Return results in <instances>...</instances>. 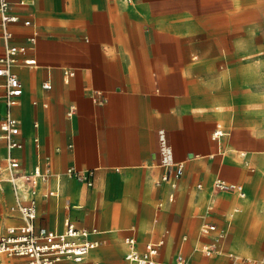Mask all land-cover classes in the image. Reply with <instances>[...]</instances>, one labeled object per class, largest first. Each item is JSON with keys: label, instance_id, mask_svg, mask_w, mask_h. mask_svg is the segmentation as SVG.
<instances>
[{"label": "crops", "instance_id": "0c3cea01", "mask_svg": "<svg viewBox=\"0 0 264 264\" xmlns=\"http://www.w3.org/2000/svg\"><path fill=\"white\" fill-rule=\"evenodd\" d=\"M8 1L17 20L7 41L0 21V56L26 49L11 68L22 89L11 155L46 175L35 224L86 230L99 244L85 264H136L127 238L139 252L160 241L156 264H263L264 0ZM6 155L0 129V234L22 221ZM176 164L181 175L162 180ZM216 178L244 196L215 192ZM27 259L0 253V264Z\"/></svg>", "mask_w": 264, "mask_h": 264}, {"label": "built area", "instance_id": "2783aa9c", "mask_svg": "<svg viewBox=\"0 0 264 264\" xmlns=\"http://www.w3.org/2000/svg\"><path fill=\"white\" fill-rule=\"evenodd\" d=\"M17 17L10 13V4L8 0H0V21L3 28L2 35L4 40L10 37V32L6 29V25L10 22H15ZM27 24L28 21H25ZM34 38H30L33 42ZM24 46L7 45L4 54L0 56V78L2 82L0 87L3 90V100L6 106L4 117L0 120V129L3 132V137L6 140L7 155L3 166L6 171V180L13 187L16 195V207L21 216V223L18 225L9 226L3 233L0 234V253L5 254L8 258L16 256L27 257L26 264H58L63 259L71 260L69 264H85L84 256L92 249L98 246L99 242L90 240L88 232L83 229H78L73 223L67 222L62 232H55L47 229L44 226L35 224L36 204L34 193L39 180L45 178V173L39 167L35 166L32 171H19V161L11 155V150L18 146V142L14 136L18 134V122L10 113V107L15 104L16 99L20 96L22 89L17 76L12 72V65L16 62V56L19 53L25 52ZM25 64H34V59H25ZM67 75H72V72L66 71ZM44 88H50L49 82L43 83ZM94 101L99 103L101 97H94ZM222 131L219 127L213 131L212 136H220ZM1 168V166H0ZM1 170V169H0ZM70 176L76 179H82L79 171L68 168L66 171ZM182 173V165L176 164L170 168L167 166L162 180L169 179L170 175L174 177L180 176ZM90 174L85 177L86 183L91 185ZM212 188L215 192L218 191H236L240 196H244L242 186L237 183L228 182L221 178H216L212 183ZM23 190L26 193V198L23 200L19 196V191ZM51 193V192H50ZM214 224H204L201 227L203 233H208L215 230ZM222 234L219 233L218 237ZM126 242L131 245V248L125 254V259L128 262L136 264H156L155 255L157 246L161 243H147L143 251L139 252L132 247L133 239L127 238ZM215 247L214 243L207 245L203 249V254L209 256ZM93 264H97L94 262ZM174 264H191L181 254L177 255ZM264 264V262H263Z\"/></svg>", "mask_w": 264, "mask_h": 264}, {"label": "rangeland", "instance_id": "374dc122", "mask_svg": "<svg viewBox=\"0 0 264 264\" xmlns=\"http://www.w3.org/2000/svg\"><path fill=\"white\" fill-rule=\"evenodd\" d=\"M199 249V248H198Z\"/></svg>", "mask_w": 264, "mask_h": 264}]
</instances>
